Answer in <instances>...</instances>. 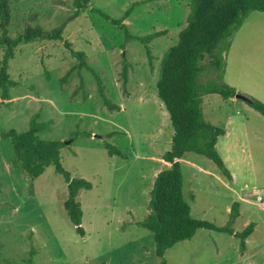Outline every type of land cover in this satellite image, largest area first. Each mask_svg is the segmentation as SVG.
<instances>
[{"label":"rangeland","instance_id":"1","mask_svg":"<svg viewBox=\"0 0 264 264\" xmlns=\"http://www.w3.org/2000/svg\"><path fill=\"white\" fill-rule=\"evenodd\" d=\"M7 1L10 37L28 27L52 30L63 25V38L85 53L86 66L78 70V60L60 40L19 43L9 60L8 73L15 85L10 88L9 107H0V132L25 130L33 113L40 121L50 120V129L39 136L68 141L60 149L61 165L71 177L89 181L91 188L77 196L81 235L63 209L67 192L63 176L49 165L30 180L13 167L10 142L0 138V264H26L27 259L31 264H159L152 232L136 222L149 212L154 172L168 167L161 156L171 147L173 127L157 96L156 81L164 52L185 25L189 0H90L77 16L73 0ZM134 2L140 4L123 20L130 33H160L146 45L127 40L122 29L93 11L116 19ZM241 57L247 60L242 73L251 81H264V12H250L234 33L226 55L227 83L233 80V63ZM92 71L118 108L104 105ZM255 93L248 94L264 102V96ZM202 107L211 123L223 126L231 113L246 122V145L235 139L230 155L246 158L239 168L242 184L248 187L232 185L205 156L185 153L179 162L191 216L225 226L237 201L238 216L230 227L241 232L253 223V231L241 251L234 234L199 228L190 239L165 250V264H264V205L256 199L264 190V153L254 141L264 117L242 100L230 102L218 94L204 95ZM105 141L122 155H109Z\"/></svg>","mask_w":264,"mask_h":264},{"label":"trees","instance_id":"2","mask_svg":"<svg viewBox=\"0 0 264 264\" xmlns=\"http://www.w3.org/2000/svg\"><path fill=\"white\" fill-rule=\"evenodd\" d=\"M89 1L73 0L74 16L78 15L80 9L86 8ZM138 4L132 3L116 19L99 9L93 11L122 29L127 40L136 39L146 45L160 33L133 35L123 22ZM188 6L185 25L178 31L176 42L164 52L156 81L157 96L173 127L171 147L161 156L169 165L156 173L147 204L149 212L143 220L136 222L152 232L155 254L161 258L159 264H165L163 255L167 248L190 239L199 228L234 234L240 239L241 251L244 250L246 237L253 231V223H249L241 232H234L230 227L229 224L238 216L237 201L230 208L229 224L225 226H216L207 220L192 217L190 205L183 196V174L179 159L187 152L205 156L227 180L232 179L229 168L216 148L217 140L225 134V129L205 119L201 102L207 94H218L226 100L240 93L244 96L241 100L264 117L263 101L238 91L224 80L226 55L232 37L250 12H264V0H189ZM9 20L8 1L0 0V107H9L11 102L10 88L15 82L8 73L9 60L21 42L34 39L60 40L69 49L70 55L78 60L76 68L80 70L86 66L85 53L74 49L71 42L63 38V25L52 30H44L38 25L28 27L24 32L10 37L7 34ZM92 74L104 105L110 110L118 108L106 96L100 76L93 71ZM121 76L123 84L126 83L125 62ZM38 118V113H33L25 130L10 128L1 131L0 138L10 142L14 152L13 167L23 171L30 180L42 174L49 165H53L55 171L63 176L67 190L63 209L76 232L83 235L82 209L77 196L80 190L90 189L91 183L80 177H71L64 169L60 162V149L65 145L64 142L41 138L39 133L50 129L51 121H40ZM104 146L109 155H122L119 149L106 141ZM189 198L193 199L194 195L190 193ZM34 253V249H31L30 255ZM25 262L31 264L30 259Z\"/></svg>","mask_w":264,"mask_h":264},{"label":"crops","instance_id":"3","mask_svg":"<svg viewBox=\"0 0 264 264\" xmlns=\"http://www.w3.org/2000/svg\"><path fill=\"white\" fill-rule=\"evenodd\" d=\"M235 62H237V63H235ZM235 62L233 63L234 67H235V71L233 73V80L228 81V83L230 85L234 86L240 92L247 93V94L248 93L254 94L255 92H253V91H257V93H260V95L262 94L264 96V81H251L247 76H245L242 73V68L244 67V64L247 63L246 58L241 57L238 61H235ZM226 67H227V62H226ZM226 67H225V71H226ZM224 76H225V73H224ZM257 93H255L256 96H257ZM226 100H230V102H237V100H241V99L232 97V98H228ZM201 104H202V102H201ZM202 109H203V107H202ZM246 121H247V119H246ZM212 124H215V123H212ZM215 125H218V124H215ZM222 127L225 129V134L217 140L216 148H217L219 154L222 156L226 166L229 168L230 173L232 175V179L228 180V181L234 186L237 184L242 185V186H240V188L243 187L242 189L244 190L246 187H248V184L247 183L242 184V179L240 176L242 171L240 170L239 165L241 163H245L246 158L243 156L241 159H237V158L234 159L231 157L230 152L232 151V143L235 139L238 140L240 145H242V144L246 145V140H245L246 136L244 134L245 130H246L245 129L246 122L243 121L242 116L239 118L236 116V113L235 114L231 113V114L227 115V117L225 118ZM254 134H255L254 141L257 143L256 145L260 146L263 150V153H264V127H262V128L257 127ZM219 145H222L221 147H222L223 152L219 151V148H218ZM164 163L169 165L167 162L163 161V164ZM156 173L157 172H154V175H156ZM238 200L241 201V199H238Z\"/></svg>","mask_w":264,"mask_h":264},{"label":"built area","instance_id":"4","mask_svg":"<svg viewBox=\"0 0 264 264\" xmlns=\"http://www.w3.org/2000/svg\"><path fill=\"white\" fill-rule=\"evenodd\" d=\"M256 199L264 205V190L257 192Z\"/></svg>","mask_w":264,"mask_h":264},{"label":"water","instance_id":"5","mask_svg":"<svg viewBox=\"0 0 264 264\" xmlns=\"http://www.w3.org/2000/svg\"><path fill=\"white\" fill-rule=\"evenodd\" d=\"M234 97H235V98L244 99V96H243L242 94H240V93L235 94ZM67 143H68V141H64V144H67Z\"/></svg>","mask_w":264,"mask_h":264}]
</instances>
